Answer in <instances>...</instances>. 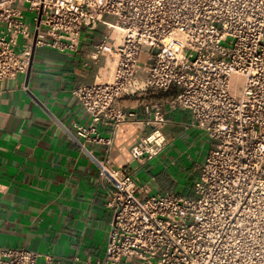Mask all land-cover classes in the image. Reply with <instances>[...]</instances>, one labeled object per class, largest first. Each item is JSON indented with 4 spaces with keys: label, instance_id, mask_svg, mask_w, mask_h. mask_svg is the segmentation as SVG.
Wrapping results in <instances>:
<instances>
[{
    "label": "built area",
    "instance_id": "1",
    "mask_svg": "<svg viewBox=\"0 0 264 264\" xmlns=\"http://www.w3.org/2000/svg\"><path fill=\"white\" fill-rule=\"evenodd\" d=\"M101 22L109 32L93 58L110 57L112 73L72 91L91 118L77 134L109 144L97 125L135 116L117 100L173 90L171 106L191 112L189 127L210 146L190 195L151 194L149 184L99 162L114 190L96 264H264V0H0V82L27 74L36 47L78 52L83 30ZM145 112L149 131L131 148L136 160L168 144L164 104ZM39 256L0 248V264H39Z\"/></svg>",
    "mask_w": 264,
    "mask_h": 264
},
{
    "label": "crops",
    "instance_id": "2",
    "mask_svg": "<svg viewBox=\"0 0 264 264\" xmlns=\"http://www.w3.org/2000/svg\"><path fill=\"white\" fill-rule=\"evenodd\" d=\"M108 32L103 22L84 29L78 52L36 47L27 74L0 82V248L34 250L39 264H96L104 256L114 184L100 161L149 184L151 194L190 195L200 176L207 137L189 127V110L171 106L173 90L117 100L120 110L135 116L117 126L97 125L109 144L77 134L75 126H89L91 118L72 91L109 79L110 57L93 58ZM156 101L167 114V147L155 158L136 160L131 148L149 131L145 106Z\"/></svg>",
    "mask_w": 264,
    "mask_h": 264
},
{
    "label": "rangeland",
    "instance_id": "3",
    "mask_svg": "<svg viewBox=\"0 0 264 264\" xmlns=\"http://www.w3.org/2000/svg\"><path fill=\"white\" fill-rule=\"evenodd\" d=\"M226 44H228V42H226ZM206 147L208 148L209 146H210V141H209V139L207 138L206 139ZM201 167L204 165V162H203V164H199ZM187 181V179L186 180H184V183Z\"/></svg>",
    "mask_w": 264,
    "mask_h": 264
}]
</instances>
